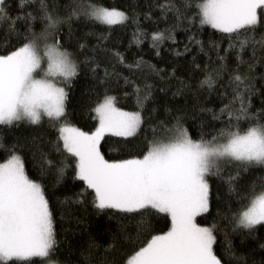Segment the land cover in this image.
<instances>
[{
	"label": "snow or ice",
	"instance_id": "obj_1",
	"mask_svg": "<svg viewBox=\"0 0 264 264\" xmlns=\"http://www.w3.org/2000/svg\"><path fill=\"white\" fill-rule=\"evenodd\" d=\"M147 8L137 12L136 5L123 9L95 0H68L63 7L58 0H16L12 15L10 0H0V264H264V255L259 261L238 255L229 238L236 233L255 238L264 230V175H255L257 169L264 172V72L261 88L252 75L257 64L264 66V0H155ZM153 9L159 16L149 34L139 17L152 20ZM161 21L167 25L163 30ZM77 22L107 26L108 32L90 48L78 41L69 49L63 28L71 37ZM129 22L135 25L130 44L139 45L141 36L149 39L157 56L166 39L176 41V28L183 25L191 34L183 51L172 49L174 55L190 53V45H196L209 57L198 38L208 26L221 36L207 42L216 59L209 57L201 69L192 57V70L203 75L195 87L176 75V67L157 68L143 57L129 63L117 48L103 45L113 26ZM101 53L110 60L98 59ZM117 65L130 72L147 65L160 80L176 79L195 96L223 88L220 108L199 109L221 127L205 132L201 122L194 138L186 112L167 105L165 118L157 119L154 86L137 83ZM165 71L167 77L161 75ZM81 72L95 81L87 129L72 123L68 109ZM121 79L132 88L122 96L134 97V110L119 106L111 94L113 81L119 86ZM257 94L261 107L254 108ZM21 124L46 125L50 131L21 137L16 135ZM69 173L78 191L63 199L50 196L49 185H63ZM74 205L85 213L90 206L95 215L115 222L102 229L106 239L88 232L80 244L61 249L56 212L61 223L86 224L74 215ZM259 248L264 253V243Z\"/></svg>",
	"mask_w": 264,
	"mask_h": 264
},
{
	"label": "trees",
	"instance_id": "obj_2",
	"mask_svg": "<svg viewBox=\"0 0 264 264\" xmlns=\"http://www.w3.org/2000/svg\"><path fill=\"white\" fill-rule=\"evenodd\" d=\"M61 7L68 2V0H58ZM97 3H102L106 6H117L123 9H129L131 6H137V12L147 11V5L149 3H154L155 0H95ZM11 4V12L12 15L16 14V0H10ZM159 16V10L153 9V19L147 20L142 15L139 17L140 26L143 29H147L149 34L156 30L157 24L154 22L156 18ZM173 21L171 16L169 17L168 23L171 24ZM166 24L164 22H159V29L163 30L166 28ZM37 28H39V23L37 22ZM135 31V25L130 22L126 26H113V31L111 36L107 41H103V45L107 48H117L120 52H122L127 62L131 63L136 60L137 57H143V60L149 62L152 65H155L157 68H164L166 70L171 69L172 67H176L177 72L176 75L178 77H183L186 82H189L193 87H195L196 82L200 79H203L202 71H193V66L191 64L192 57L195 56V63L201 65V69L205 63H209V57H211L212 61H215V52L210 51L207 42L209 40L218 41L221 40L220 34L216 33L215 30L210 29L208 26H205L203 31L200 32L199 37L205 42V51L209 52V57H206L203 52H199L197 50L196 45H190L192 48V52L185 53L183 56H175L172 49H178L183 51L184 44L187 42V36L191 33H187L184 31V26L181 25L176 28L175 36L176 41L165 40L159 48L160 55L157 56L155 54V49L150 47L149 39H144L142 36L140 37L141 43L137 45L135 42L130 44L132 41L133 32ZM68 28L64 26L62 35L64 36L65 46L69 47V49L75 48L78 41L85 42L89 46V48L93 45H96L97 38L101 33L107 34L108 29L107 26L103 25H92L89 26L84 22H77L73 24V34L71 37L67 36ZM91 33V34H89ZM0 47H2V42H0ZM222 47H227V41L224 40L222 42ZM248 53L245 54V59L248 58ZM259 55V53H258ZM83 59V57H81ZM98 59H101L104 62H108L110 57L106 54L101 53ZM229 66L234 67L235 58L234 56H229L228 60ZM117 71L122 72L123 75L129 76L130 79H134L137 83L143 84L145 81L151 83L153 87V96L155 97V105L157 107V112L155 116L157 119H164L165 112L164 106L172 108L175 111L176 108H181L186 112V123L189 127V131L193 133L194 138L197 129L199 128L201 122L204 123L205 132H212V126L214 125L216 128L221 127L220 121H213L211 118V113H203L200 112V107H208V108H220L221 107V97L218 95V92H223V88H218L217 91H213L212 93H208L206 91H202L199 96L193 95L191 89H181L179 82L176 79H166L160 80L154 72H151L147 65L142 66L141 70H132L131 72L122 65H117ZM261 72H264V66L261 64L256 65L255 71L252 75L256 76V86L257 88H261L262 85L259 82V75ZM167 77V71L161 73ZM227 77L225 76V81ZM95 81L92 79L91 74L85 75L84 72L74 80L73 82V90L69 96L68 109L72 113L70 119L72 123H74L78 127H83L87 129L89 124L91 123V114L88 112V107L92 99H94V94L90 91ZM160 88H164L165 91L161 92ZM177 90L181 91L180 95H173ZM102 91V89H101ZM127 91L129 93L132 92V88L130 86L124 85V81L121 79L119 81V86L116 85V82L112 83V93L117 95L118 105L125 107L126 110H134L135 109V100L133 96H130L128 99H124L122 96V92ZM227 103V99L224 100ZM252 103L254 108L261 107V98L260 95L257 94L253 97ZM148 106H152V101L148 102ZM49 132L50 130L47 126H43V128H37L36 126H28L27 124H21V126L16 129V135L21 137H26L34 133L38 132ZM121 138H113V140H120ZM131 140V138H129ZM135 143V142H133ZM114 148H118V144L112 145ZM131 146V145H130ZM105 151H107L105 149ZM30 158V157H29ZM29 172H32V165L29 163L27 165ZM255 175H264V172H260L259 169L256 170ZM253 175L252 178H255ZM71 173H69V178L64 181L63 185H57L55 188H52L50 185L48 187L49 195L51 196L53 193L55 196L60 197L61 199L64 196H71L73 192L78 191V182L71 180ZM218 182L213 178L212 184L213 188L216 187ZM222 183V182H221ZM65 185L67 187H65ZM223 196H227V188L226 186L222 189ZM59 207V206H57ZM76 211L74 215L83 216L86 220V224L84 226H78L75 220H65L63 223L60 221V212H56V229L59 233L58 239H61L63 243L61 244V249L65 248L68 243L73 245L80 244L87 237V233L91 232L98 236H102L103 239L107 238V233H103L102 229L107 226H114V221L109 222L107 217L103 214L97 216L94 214L93 210L89 206L87 213L80 210L79 205L73 206ZM81 228H86V232H82ZM68 230V231H63ZM232 240L233 246L235 247L238 255H244L248 257L249 261L255 259L259 261L261 256L264 253L261 252L259 245L264 243V230H260L256 233L255 238L252 236H247L236 233L231 234L229 237ZM223 240V236L220 237ZM217 250L220 251L219 245L217 246ZM59 259H64L65 253L61 251L59 254ZM39 259V258H34Z\"/></svg>",
	"mask_w": 264,
	"mask_h": 264
}]
</instances>
